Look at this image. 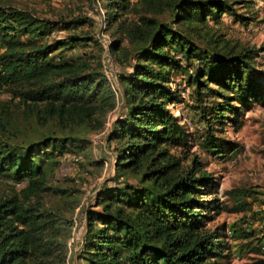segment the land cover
<instances>
[{
    "label": "trees",
    "instance_id": "1",
    "mask_svg": "<svg viewBox=\"0 0 264 264\" xmlns=\"http://www.w3.org/2000/svg\"><path fill=\"white\" fill-rule=\"evenodd\" d=\"M161 2L176 23L195 18L202 24L205 17L217 21L222 13L233 12L226 0H145L127 18L123 12L135 4L104 0L107 25L118 35L111 51L119 48L122 37L133 58L131 72L119 76V105L125 112L113 120L107 134L115 142L113 179L121 178L123 186H102L95 193L93 206L99 210L85 211L78 264H223L222 233L217 226L207 227L222 209L215 181L195 155L188 160L187 132L168 109L176 99L168 87L170 72L181 62L192 64L197 47L152 15ZM48 23L25 10L0 7V90L8 93V99L0 101V176L25 183L20 197L13 192L0 195V264L65 263L70 218L44 201L45 195H56L67 202L69 194L48 182L59 156L52 148L80 139L78 131L102 130L116 104L88 61L55 53L87 38L71 33L47 41ZM170 49L179 52L177 59ZM259 50L264 46L237 52L213 48L215 55L206 62L214 69L208 78L229 85L240 103L264 101V84L242 79V70ZM198 74H187V79L201 89L206 85L198 82ZM212 93L222 99L212 118L220 121L223 113L238 110L229 103L234 98L218 90ZM10 107L17 122L26 123L36 138L32 133L17 135L15 119L7 117ZM128 177L135 186L127 184ZM226 194L236 209L246 207L248 189L231 188Z\"/></svg>",
    "mask_w": 264,
    "mask_h": 264
},
{
    "label": "rangeland",
    "instance_id": "2",
    "mask_svg": "<svg viewBox=\"0 0 264 264\" xmlns=\"http://www.w3.org/2000/svg\"><path fill=\"white\" fill-rule=\"evenodd\" d=\"M144 1L128 0L130 5H135L132 9L128 5L122 16L133 17ZM226 1L231 2L233 12L222 13L217 21L205 17L202 24L195 18L176 23L173 12L163 2L151 13L159 21L167 22L185 34L197 47L198 58L192 64L186 66L181 62L182 66L170 72L168 87L173 90L176 99L168 104V109L187 132L188 160L195 155L215 181L214 192L222 209L212 216L207 227L217 226L222 233L225 255L221 261L223 264H264V101L240 103L234 98L229 85L215 84L208 78L214 69L206 65L209 56L215 55L213 48H232L233 52H237L243 47L258 49L264 46V0ZM0 7L22 9L49 22L46 26L50 30L45 37L47 41L64 38L71 33L86 37L81 44L55 53L75 61H88L92 68L100 72L116 99L102 130L90 133L78 131L76 137L80 139L66 142L64 147L56 145L52 148L59 156L48 182L68 190L65 199L69 204L56 195H45L44 201L47 206L70 218L64 264H78L85 211L99 210L93 206L95 193L102 186H123L121 178L113 179L115 142L109 141L107 134L113 120L125 112V108L119 105V76L131 72L132 52L127 53L130 45L121 37L119 48L111 51V44L118 35L113 33L112 26L107 25L104 0H0ZM211 39L213 43H208ZM170 53L176 59L180 55L173 49ZM202 73L205 75L202 76ZM187 74H198V82L206 87L200 86L199 89L195 81H188ZM246 78L264 84V50L256 51L248 67L242 70L243 81ZM212 90L234 98L229 103L238 110L223 113L224 118L220 121L212 118L217 112L216 105L222 102ZM7 99L8 93L0 90V101ZM12 108L7 117L15 119L13 126L17 127V135H32L26 123L17 122L18 115ZM56 136L62 135L57 133ZM32 137L36 138L37 134ZM171 151L177 152V149ZM126 182L136 185L132 177H128ZM24 184V181L12 183L0 176V195L13 192L20 197L19 190ZM238 187L248 189V196L244 199L247 205L239 210L226 194L229 189ZM242 233L249 236L245 237Z\"/></svg>",
    "mask_w": 264,
    "mask_h": 264
}]
</instances>
